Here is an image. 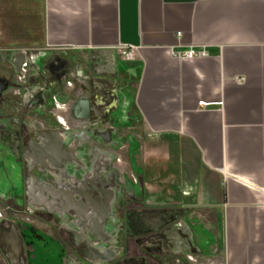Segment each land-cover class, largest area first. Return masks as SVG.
I'll list each match as a JSON object with an SVG mask.
<instances>
[{
    "label": "crops",
    "instance_id": "0c3cea01",
    "mask_svg": "<svg viewBox=\"0 0 264 264\" xmlns=\"http://www.w3.org/2000/svg\"><path fill=\"white\" fill-rule=\"evenodd\" d=\"M39 45L104 57L121 46L137 50V148L122 152L126 166L118 160L119 193L102 195L107 169L89 172L83 184L95 185L98 199L88 208L104 212L95 222L78 210L91 227L78 236L106 237L97 252L112 251L126 228L117 232L111 211L127 195L155 212L131 218L139 231L156 227L163 211L177 214L211 264H264V0H0V49ZM175 47L209 56L179 60ZM43 203L57 208L42 194ZM11 236L30 264L14 233L3 235L1 252Z\"/></svg>",
    "mask_w": 264,
    "mask_h": 264
},
{
    "label": "rangeland",
    "instance_id": "374dc122",
    "mask_svg": "<svg viewBox=\"0 0 264 264\" xmlns=\"http://www.w3.org/2000/svg\"><path fill=\"white\" fill-rule=\"evenodd\" d=\"M0 53L5 56L4 59H0L4 65L2 67L0 63V120L6 121V124L0 125V136L17 132L28 148L40 145L42 136L46 134L56 135L60 141L56 158L47 152L43 153L41 158H37L36 154L24 158L27 164L25 167L22 164L18 176H21V192L26 195L27 201L16 208L17 213L10 216V222L5 223L0 219V233L3 235L14 233L21 240L19 231L23 227L24 238L32 247L29 251L30 264H94L95 262L87 260L84 254L68 253L62 243L52 235L51 228L47 224L42 223L43 229L37 231L32 228H38V220L46 218L57 230L63 229L64 233H68L64 230L62 221L66 220L67 225L75 226L76 221L80 219L78 210H87L88 214L93 213L95 222H98L103 215L104 211L99 204L95 206L96 209L88 208L97 202L98 189L95 185L89 187L82 183L80 174L83 170L75 168L74 173L66 171L68 156L84 148L89 154L84 159L89 163L93 158L94 148L100 145L107 153L113 154L115 162L120 164L118 160L121 159V166L127 165L125 159L123 160L122 152H131L137 148L135 130L142 127L140 119L134 112L131 97L139 70L137 60L126 59L125 54L119 49L105 53L104 57L102 56L104 53L95 51L50 50L42 45L28 49L4 48L0 49ZM19 56L28 64L24 85H18L16 80L18 71L15 60ZM111 62L113 68H108ZM81 82L84 84L82 85ZM11 103L20 105L22 111L13 110ZM89 109L102 116L94 118ZM14 117H16V127L9 124V120ZM56 121L63 123V126H57ZM82 124L86 125L82 126L83 129L88 125L90 129L81 131L79 127ZM64 125L73 128L71 134H67ZM83 134H87V139L84 140ZM73 143L78 145L77 149L70 148ZM123 178L126 183L127 177ZM30 180L35 182L31 184ZM42 194L48 200L55 202L57 207L55 211L41 204ZM125 198L127 199L121 198L115 202L111 213L118 218L119 228L121 223H124L125 235L129 238L127 232L131 233L133 227L130 219L135 216L129 213V210L136 213L137 209L143 211L144 208L138 207L140 203L136 200L128 201L127 195ZM122 213L126 214L125 220L122 219L123 222H121ZM142 216L154 218L155 213ZM159 216L160 221L157 222L156 227L140 230L137 236L131 234L135 239L126 244L129 256L134 258L137 256L135 246L141 247L145 252L161 253L162 250L158 249L160 244L144 241L139 245V241L140 238L147 239L158 234H166L172 242L171 249L158 261L149 259V256L142 253L140 256L145 258L141 260L143 263L144 261L150 264L212 263L213 259L203 255L191 238H188L189 243L181 240L176 225L178 215L170 216L163 211ZM119 231L121 233V230ZM74 233L71 231V234L67 235H71L72 238H67L68 236L61 232V237L71 241V244L74 243V247L83 249L82 252L87 253L88 256H92L89 244H78ZM121 236L122 234L117 239L118 246L119 244L124 246L126 242ZM91 240L96 242V239ZM215 244L218 249V240ZM22 248L24 249L23 243ZM116 251L118 249L114 251L108 249L106 254L108 257L102 258L101 261L113 263ZM121 253L119 252L120 255ZM2 255L0 264H14L5 246ZM21 261V264H28L23 258ZM123 261L125 264H138V261L133 259L125 258Z\"/></svg>",
    "mask_w": 264,
    "mask_h": 264
},
{
    "label": "flooded vegetation",
    "instance_id": "af4514ba",
    "mask_svg": "<svg viewBox=\"0 0 264 264\" xmlns=\"http://www.w3.org/2000/svg\"><path fill=\"white\" fill-rule=\"evenodd\" d=\"M4 59L5 56L3 53H0V59ZM15 67L16 70L18 71V75L16 76V80L18 85H24L25 81H26V74H27V66L28 64L26 63L25 60L21 59L20 56L16 58L15 60ZM1 63V66L4 67L3 63ZM81 84L83 85L84 83L81 82ZM13 110H18V111H22V108L20 107V105H17V103H11L10 105ZM1 124H6L5 120H0V125ZM9 124H11L13 127L17 126V122H16V117L12 118V120H9ZM57 126H63V123L56 121ZM82 126H86L84 124L80 125L79 129L81 131H86L88 129H90V125H88L87 128H82ZM65 127V125H64ZM65 129L68 131L67 134H71V130H73V128L71 127H65ZM53 134H47L45 136H42V141L40 145H37L35 148H28L25 147L24 141H22L21 136L19 135V133L17 132H9L7 134H2L0 136V219H3L5 223L10 222L9 218L11 215H14V213L16 212V208L20 207L22 202H26L27 201V197L25 194H22L21 192V187H22V180H21V176H18V174L20 175L19 172H21V166L22 164L24 165V167L26 166L25 164H27L24 160L27 159L28 156H34V154H36L35 156L37 158H41L43 153L47 152L53 155V157H57L58 156V147H59V143L57 142L58 137H55L57 140H53L50 141L49 137ZM87 134H83V138L84 140L87 139ZM47 136V137H46ZM56 136V135H54ZM47 138V139H46ZM46 139V140H45ZM71 149H77L78 145L76 143H73L70 146ZM104 148L102 146H97L94 148L93 150V158L91 160V162L87 163L85 162V156H88L89 154L86 153V149L82 148L79 149L75 152H73V154L68 156V164H67V168L66 171L69 173H74L75 172V168L77 169H82V173L80 174L81 176V180L82 183H85L86 181H89L90 178V171L93 173L94 170L99 171V170H103V169H107L108 173L106 174V179L105 182L108 183L107 186H109L108 190H105L107 186L103 185L101 186V191H105L102 192L103 196H109V191L110 192H118L116 188V184L117 182L120 183L119 180V171L117 168L119 166L118 162H115L114 156L113 154H109L107 153ZM90 158V157H89ZM84 159V162H83ZM108 164V165H107ZM110 174V175H109ZM72 175V174H71ZM116 177V180L114 181V178ZM48 202H50V200H48ZM53 203V202H52ZM44 206H46L43 203ZM47 207V206H46ZM50 207H56L55 202L53 203V206ZM52 209V208H51ZM128 211H126L127 213ZM129 213L134 214L135 217H141V215H150V214H154L155 212L153 211H140L137 209V212L135 213V211L133 212V210H129ZM20 214V213H19ZM123 214V213H122ZM159 214V213H158ZM161 214V213H160ZM2 215H6L5 217H3ZM125 215L123 214L121 217L124 218L125 220ZM177 215V214H176ZM115 217V216H114ZM134 217V216H133ZM116 218V217H115ZM34 219V218H33ZM118 219V218H117ZM112 221H110L111 223ZM131 222V219H130ZM39 223V227L38 228H32L33 230H40L43 229L42 227H44L42 225V223L47 224L50 228H51V233L52 235L62 243V245L64 246V248L67 250L68 253H76V254H84V257L87 258V260L89 259V261H93L95 262L94 264H108L105 263L103 261H101L102 258H106L108 257L107 252L108 250H104V251H98V248L100 247L101 243H104L106 240L105 238H93L96 239V242H92L93 240H91L92 238L86 235H77L76 231H80L85 232L87 230H89V228L91 229V227L88 226V224L86 223V220H81L79 219L78 221H76V225L75 226H70L67 225L66 220L62 221V225L64 230H67L66 232L68 233H64L63 229H59L57 230L50 222L48 219L46 218H42L38 220ZM74 223V222H73ZM132 223V222H131ZM28 224V223H27ZM113 225H116L117 227V232H119V226L118 224H115V221L112 223ZM133 224V225H132ZM131 225L133 226L131 228V233L127 232V235L129 236L124 238V246L123 244H119L117 243V239H118V233H117V239H116V246L115 247H123L120 250L116 251V258L113 259V263L110 264H125L124 263V259H133L138 261V264H150L149 262H145L144 263L141 261L142 259L145 260L144 257L140 256L142 253L149 256V259L153 258V259H157L155 261H158L159 258L165 256V254H167V251L170 250L171 248V240L166 236V234H158L157 236H153V237H148L147 239H141L139 241V245H141L144 241H148L151 242L153 244H160L158 249H160V251L162 250L161 253L158 252H145L142 249H139V246H135V255H137L135 258L133 256H129L128 255V249L126 247V244L128 241H134L135 237H133V235H131L132 233L136 234V236L139 234V230L137 229V225H139V223H132ZM177 226V231L178 234H181V240H186V242L189 243L188 240V236L186 234H184L182 232V228L179 224H176ZM41 227V228H40ZM78 229H76V228ZM72 232H75V240L78 242V244H83L85 242H87L88 240H90L92 242V244L94 245L93 247L96 248L94 249L91 245H89V247L92 249L90 251V254L88 256L87 253L82 252V250L77 247H74V243H70L68 240H65L61 237V232L64 235L67 234H71ZM20 233V237L22 240V243L24 244V251L28 252L30 250H32V247L29 246L26 239L24 238L23 233H25L23 227H21V231H19ZM125 234H126V229H125ZM67 238H72L71 235H67ZM139 238V237H138ZM70 243V244H69ZM25 244H27V246H25ZM89 244V243H88ZM111 249L112 251L116 250V248ZM191 248V247H190ZM119 252L121 253V255L119 254ZM98 254V255H97ZM97 255V256H96ZM157 256V257H156ZM0 257L3 258L1 249H0ZM118 257L119 261H118ZM120 262V263H118Z\"/></svg>",
    "mask_w": 264,
    "mask_h": 264
},
{
    "label": "built area",
    "instance_id": "2783aa9c",
    "mask_svg": "<svg viewBox=\"0 0 264 264\" xmlns=\"http://www.w3.org/2000/svg\"><path fill=\"white\" fill-rule=\"evenodd\" d=\"M179 36V34H177ZM124 54L126 59L134 60L137 58V50L130 46H121L118 48ZM170 54L179 60L181 59H197L206 58L209 56L208 52L204 48H193L189 47L187 49H178L177 47L170 49ZM208 105L205 103H199V107L206 108Z\"/></svg>",
    "mask_w": 264,
    "mask_h": 264
},
{
    "label": "water",
    "instance_id": "95a60500",
    "mask_svg": "<svg viewBox=\"0 0 264 264\" xmlns=\"http://www.w3.org/2000/svg\"><path fill=\"white\" fill-rule=\"evenodd\" d=\"M8 237H10V236H8ZM2 239H3V234L0 233V243H2ZM20 246L17 243V240L15 239V237L14 238L12 237V241H10V242L8 241V246L6 247L7 253L11 254L14 264H21L22 263L21 260L23 257L20 256V249H19ZM11 249H13V250H11Z\"/></svg>",
    "mask_w": 264,
    "mask_h": 264
}]
</instances>
